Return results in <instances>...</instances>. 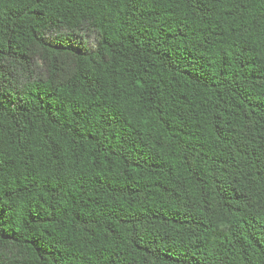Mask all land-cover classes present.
<instances>
[{
  "label": "trees",
  "instance_id": "trees-1",
  "mask_svg": "<svg viewBox=\"0 0 264 264\" xmlns=\"http://www.w3.org/2000/svg\"><path fill=\"white\" fill-rule=\"evenodd\" d=\"M0 264H264V0H0Z\"/></svg>",
  "mask_w": 264,
  "mask_h": 264
}]
</instances>
